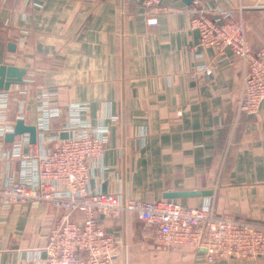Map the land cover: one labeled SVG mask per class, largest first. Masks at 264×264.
<instances>
[{"label":"crops","instance_id":"crops-1","mask_svg":"<svg viewBox=\"0 0 264 264\" xmlns=\"http://www.w3.org/2000/svg\"><path fill=\"white\" fill-rule=\"evenodd\" d=\"M201 1L229 10L240 0ZM194 14L192 0H162L156 12L143 0H0V66L26 69L24 83L0 92V119L37 125L45 103L59 111L46 136L62 138L79 112L106 135L93 190L151 202L198 191L174 200L196 208L212 203L220 215L264 223V104L256 114L237 113L244 64L230 51L219 59L200 46ZM150 16L156 25L147 23ZM243 18L252 48L264 47V9ZM4 138L0 188L23 169L12 156L14 142ZM42 145L51 149L56 140ZM60 214L42 202H0V264H44L48 231ZM103 226L122 241L120 264H264V256L209 262L192 248L159 244L133 216Z\"/></svg>","mask_w":264,"mask_h":264},{"label":"built area","instance_id":"built-area-1","mask_svg":"<svg viewBox=\"0 0 264 264\" xmlns=\"http://www.w3.org/2000/svg\"><path fill=\"white\" fill-rule=\"evenodd\" d=\"M161 1L143 0L149 12H156ZM257 8L264 9V0H240L229 10H212L201 0H192L195 14L190 24L199 33V45L213 48L219 59L230 51L244 64L236 102L238 114H256L264 104V47L252 48L243 18L245 11ZM147 23L154 26L157 18L150 16ZM201 69L208 74L213 71L209 66ZM6 101L4 96L1 102L7 105ZM39 111L36 147L23 153L25 146L32 145L28 133L13 140L12 156L21 159L22 176L9 178L0 188V202L6 208L42 202L61 211L48 231L44 264H120L116 258L122 241L104 228L103 220L124 215L145 223L159 244L192 248L209 262L264 256V223L220 215L212 203L186 207L174 199L151 202L93 190L92 168L104 155L106 135L92 130L76 112L67 126L68 138L46 136L50 120L58 117L59 111L45 103ZM2 119L1 139L15 125ZM45 138L56 140V145L45 150Z\"/></svg>","mask_w":264,"mask_h":264},{"label":"water","instance_id":"water-1","mask_svg":"<svg viewBox=\"0 0 264 264\" xmlns=\"http://www.w3.org/2000/svg\"><path fill=\"white\" fill-rule=\"evenodd\" d=\"M26 74L25 68H20L11 65L0 66V92L7 91L12 85L24 83V75ZM28 133L30 137V143L36 144L37 142V127L34 124H26L24 119L18 118L14 125V130L5 134L6 142H13L14 138L18 135ZM69 134L63 132L62 138H68ZM201 192H167L164 197L167 199H177L188 196H196ZM210 192H203L202 194H209Z\"/></svg>","mask_w":264,"mask_h":264}]
</instances>
